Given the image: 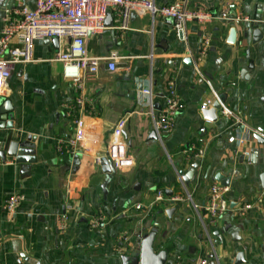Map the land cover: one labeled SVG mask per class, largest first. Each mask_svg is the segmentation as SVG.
Wrapping results in <instances>:
<instances>
[{"label": "crops", "instance_id": "obj_1", "mask_svg": "<svg viewBox=\"0 0 264 264\" xmlns=\"http://www.w3.org/2000/svg\"><path fill=\"white\" fill-rule=\"evenodd\" d=\"M154 1L163 5L178 0ZM188 1L199 13L214 15L228 9L245 20L190 22L187 42L182 43L171 20L160 14L132 11L128 28L122 30L116 28L110 12L105 30L86 39L89 57L99 62L98 73L85 83L88 104L75 103L72 115L66 108L75 99L72 83L64 78L62 63L53 60L56 52L68 48V39H59L58 49L36 40L33 59L14 65L0 95V105L10 100L13 106V129L0 128L1 149L11 137L33 136L37 161L27 165L7 157L0 163V264H123L121 256L131 252L139 230L144 234L153 228L158 230L156 248L168 251L169 263L180 254L190 264L201 258L210 264H235L237 254L243 252V264H264L260 180L264 173V22L257 43L247 28L258 10L264 18V0ZM36 2L0 0V33L7 11L17 18L18 7L33 8ZM233 27L235 44L228 42ZM206 34L211 45L202 57ZM112 52L119 55L115 72L107 68ZM187 58L191 64L184 63ZM170 80L176 81L183 110L161 143L151 136L153 116L142 91L152 87L155 103L161 104ZM209 100H221L234 115L227 117L219 110L216 121L205 119L202 110ZM80 117L84 141L74 153L65 149L61 153L60 140L76 137ZM121 118L127 119L123 136L133 165L114 171L105 195V174L96 159L108 151ZM248 128L257 131L261 140L253 133L244 145L228 142L231 133ZM192 146L205 150L202 160L185 156L183 151ZM75 158L81 160L79 165L73 164ZM178 169L193 170L192 180L180 176ZM218 174L230 180V209L210 223L205 206ZM167 189L172 197L166 195ZM159 190L165 194L162 202L155 201ZM14 194L24 200L9 213L5 200ZM259 203L260 208L240 213L244 205ZM156 204L163 210L150 216ZM170 208L175 209L171 215ZM100 211L107 217L106 225L92 228L90 221ZM63 214L67 227L60 230Z\"/></svg>", "mask_w": 264, "mask_h": 264}, {"label": "built area", "instance_id": "obj_2", "mask_svg": "<svg viewBox=\"0 0 264 264\" xmlns=\"http://www.w3.org/2000/svg\"><path fill=\"white\" fill-rule=\"evenodd\" d=\"M21 2L23 0H17ZM132 11L140 14L150 13L160 14L170 19L175 30L177 39L186 43L188 39L187 26L193 21H204L209 19H226L240 22L245 20L242 16H233L228 9L220 14H202L191 8L188 0H178L169 4L158 5L154 0H37L35 7L20 6L15 13L17 18H11L8 14L3 23L0 33V95L7 88V83L12 74V69L16 63L29 62L33 59L32 48L36 40H46L51 38L68 39V48L55 53L53 60L59 61L63 65V76L69 80L75 93L74 103H67V113L72 115L74 105L79 107L88 104L86 95V81L94 80L98 73L97 60L89 57L86 48V39L89 34H101L106 26L105 21L110 12L115 16L116 28L126 30ZM247 19V18H246ZM248 20V19H247ZM264 22V18L262 19ZM211 45V37L204 36L201 56H205ZM119 55L112 52L107 58V68L111 72L118 69ZM142 99L145 105L151 109L153 116V130L157 135V140L163 143L165 136L172 133L178 115L183 110V102L177 90L175 80H170L164 95V100L160 104V109H155L154 93L152 87L142 91ZM223 115L229 117L234 115L224 106L221 100ZM213 103L209 100L205 104L208 108ZM236 122H241L237 119ZM127 123L126 118L117 121L112 132V140L108 146L107 154L114 170L129 168L133 165V158L128 153L127 145L124 141V129ZM245 125V124H242ZM253 133L257 131L251 128L245 132H234L228 137V142L244 145ZM84 141L83 120H76V137L70 140L61 139L59 151H76L77 146ZM183 153L189 160H202L205 155L203 148L192 146L184 150ZM97 163L100 157L97 156ZM6 162V161H5ZM0 159V163H5ZM230 186L222 185L220 182H213L209 188L206 211L210 223H215L220 217L226 214L230 207L227 194ZM164 191L159 190L155 195V201L164 200ZM191 199V195H189ZM24 200L23 195L14 194L5 200L4 208L13 213L18 205ZM262 204H246L240 209V213L254 207H261ZM196 207H198L196 205ZM107 217L103 211L97 213L90 221L92 228L106 225ZM67 215L59 217V228L65 230L67 227ZM169 264H190L180 254H175L173 261ZM195 264H210L206 258L199 259Z\"/></svg>", "mask_w": 264, "mask_h": 264}, {"label": "water", "instance_id": "obj_3", "mask_svg": "<svg viewBox=\"0 0 264 264\" xmlns=\"http://www.w3.org/2000/svg\"><path fill=\"white\" fill-rule=\"evenodd\" d=\"M110 15H108L107 18H109ZM262 12L261 10H258L255 18L248 22L247 28L253 31V43H257L262 39V34L260 30V25L262 23ZM245 37H247V33L245 34ZM47 43H53L56 47V49L59 48V39L54 37L51 39L45 40ZM237 41V31L236 28L233 27L230 31L228 42L231 44H235ZM184 63L191 64L192 60L187 58L184 59ZM242 73H246V70H243ZM155 109H160V104L155 103ZM221 110V105L218 102L213 103L211 108H203V117L205 119H208L210 121H216L217 111ZM13 106L11 105L10 100H5L0 105V128H8L13 129ZM261 132V131H260ZM151 136L153 139H157V135L155 131L151 133ZM255 137L259 140H261V136L256 133ZM264 141V140H263ZM7 157L14 158L17 163H24L27 165L36 163L37 157H36V138L33 136H28L25 140H16L14 137H11L9 140V143L7 144V147L4 149H1L0 144V159L5 162ZM100 161L99 166L101 167L102 171L105 174V180L103 182L102 188L104 191V194L107 195V184L111 180V177L114 173V169L112 167V164L110 162V158L106 153H100L99 154ZM80 159L75 158L73 160L74 165L80 164ZM175 166L178 168L180 164L177 162L175 163ZM193 168H197L198 164L194 163L192 164ZM193 170L189 172H184L182 169H178V174L180 176L185 175L187 180H192L193 178ZM217 182H220L222 185L229 186L230 180L229 178H223L221 174H218L216 176ZM260 180L264 189V173L260 175ZM166 195L168 197H172L173 192L169 189L166 190ZM174 199L171 200V203H174ZM175 211L174 208H170L167 210V213L171 215ZM141 229L137 233L136 242L134 243V246L131 248V252L127 254H123L121 256L123 264H169L168 261V251L166 249L157 250L156 248V240H157V234L158 230L157 228H153L151 231L142 234ZM25 260H29L26 256H23ZM245 263L244 260V254L243 252H239L236 256L235 264H243Z\"/></svg>", "mask_w": 264, "mask_h": 264}, {"label": "trees", "instance_id": "obj_4", "mask_svg": "<svg viewBox=\"0 0 264 264\" xmlns=\"http://www.w3.org/2000/svg\"><path fill=\"white\" fill-rule=\"evenodd\" d=\"M160 210H163V206L161 204H156L155 206H153V208L150 211L149 215L153 216L155 213L159 212Z\"/></svg>", "mask_w": 264, "mask_h": 264}]
</instances>
